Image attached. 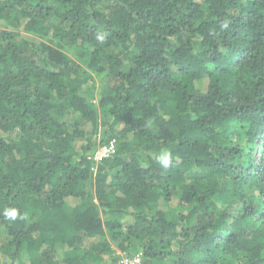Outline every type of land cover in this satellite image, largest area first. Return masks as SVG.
<instances>
[{"label": "trees", "instance_id": "obj_1", "mask_svg": "<svg viewBox=\"0 0 264 264\" xmlns=\"http://www.w3.org/2000/svg\"><path fill=\"white\" fill-rule=\"evenodd\" d=\"M116 250L264 264V0H0V264Z\"/></svg>", "mask_w": 264, "mask_h": 264}, {"label": "built area", "instance_id": "obj_2", "mask_svg": "<svg viewBox=\"0 0 264 264\" xmlns=\"http://www.w3.org/2000/svg\"><path fill=\"white\" fill-rule=\"evenodd\" d=\"M113 151L114 143L113 141H109L108 143L101 145L92 155L89 156V159L98 162L109 156ZM112 264H143V260L140 253H135L133 255L122 254L121 257Z\"/></svg>", "mask_w": 264, "mask_h": 264}, {"label": "clouds", "instance_id": "obj_3", "mask_svg": "<svg viewBox=\"0 0 264 264\" xmlns=\"http://www.w3.org/2000/svg\"><path fill=\"white\" fill-rule=\"evenodd\" d=\"M97 39L103 41V37L102 36H98ZM158 162L164 166V167H168L170 164V157L169 154L167 152L163 153L162 155H160L159 157H157ZM3 216L6 219H10V220H16L18 213L17 210L15 208H10V209H5L3 212ZM21 219L23 217H20Z\"/></svg>", "mask_w": 264, "mask_h": 264}, {"label": "rangeland", "instance_id": "obj_4", "mask_svg": "<svg viewBox=\"0 0 264 264\" xmlns=\"http://www.w3.org/2000/svg\"><path fill=\"white\" fill-rule=\"evenodd\" d=\"M101 82H102V81H99V80H98V85H100ZM116 253H117V254H120V255L124 254V252H120L119 250H116Z\"/></svg>", "mask_w": 264, "mask_h": 264}]
</instances>
